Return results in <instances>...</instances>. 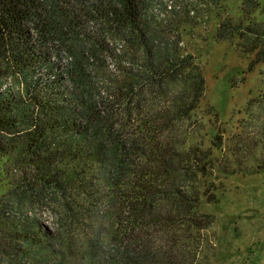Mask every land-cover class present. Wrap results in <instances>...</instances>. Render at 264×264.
Here are the masks:
<instances>
[{
	"label": "trees",
	"instance_id": "16d2710c",
	"mask_svg": "<svg viewBox=\"0 0 264 264\" xmlns=\"http://www.w3.org/2000/svg\"><path fill=\"white\" fill-rule=\"evenodd\" d=\"M159 2L0 0V264H196L207 179L264 173V119L205 147L183 44L214 17L215 40L264 64L261 0Z\"/></svg>",
	"mask_w": 264,
	"mask_h": 264
},
{
	"label": "rangeland",
	"instance_id": "374dc122",
	"mask_svg": "<svg viewBox=\"0 0 264 264\" xmlns=\"http://www.w3.org/2000/svg\"><path fill=\"white\" fill-rule=\"evenodd\" d=\"M172 1L161 0L154 5V12L163 5L171 6ZM261 3L264 5V0ZM237 8L232 10L235 18ZM254 17L264 22V9H259ZM217 25L218 20L211 17L206 25L185 28L183 35L185 51L195 57L205 80L204 95L193 112V117L204 126L201 135L205 147L216 132L224 133L227 141L248 121L261 124L264 119V108L249 107L264 101V64L250 70L252 58L240 55L237 39L215 40ZM213 154L220 156L218 151ZM207 183L215 200L201 197L198 211L213 216L214 222L204 232L205 245L196 255V264H264V173L225 176L214 172ZM6 187L0 161V196ZM98 212L102 214V207ZM43 219L47 227L54 228L48 212ZM96 242L102 243V229ZM97 253L94 250L93 257Z\"/></svg>",
	"mask_w": 264,
	"mask_h": 264
}]
</instances>
